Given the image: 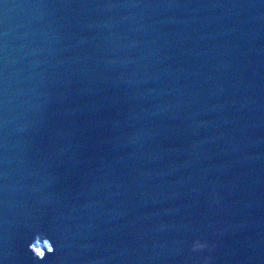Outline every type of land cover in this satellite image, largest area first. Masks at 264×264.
<instances>
[{"label": "water", "instance_id": "obj_1", "mask_svg": "<svg viewBox=\"0 0 264 264\" xmlns=\"http://www.w3.org/2000/svg\"><path fill=\"white\" fill-rule=\"evenodd\" d=\"M0 264H264V0H0Z\"/></svg>", "mask_w": 264, "mask_h": 264}]
</instances>
